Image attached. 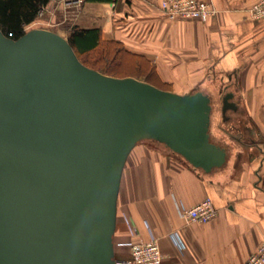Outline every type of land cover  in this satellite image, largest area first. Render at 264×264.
<instances>
[{"label": "water", "instance_id": "1", "mask_svg": "<svg viewBox=\"0 0 264 264\" xmlns=\"http://www.w3.org/2000/svg\"><path fill=\"white\" fill-rule=\"evenodd\" d=\"M222 97L223 115L236 109ZM214 103L84 64L66 36L0 29V264H117L114 233L127 157L155 140L206 172L227 149Z\"/></svg>", "mask_w": 264, "mask_h": 264}, {"label": "crops", "instance_id": "2", "mask_svg": "<svg viewBox=\"0 0 264 264\" xmlns=\"http://www.w3.org/2000/svg\"><path fill=\"white\" fill-rule=\"evenodd\" d=\"M205 1L216 8L206 21L169 18L160 0H87L69 11L50 0L44 17L25 26L63 35L75 24L99 27L105 38L151 59L157 84L177 93L202 89L220 96V119L212 117L210 129L228 151L224 166L206 172L155 140L140 141L129 153L114 233L121 258L129 242L155 235L162 264H245L264 241V18L246 11L259 0ZM228 91L238 107L223 115ZM205 197L217 215L187 222L181 209ZM175 230L182 247L171 236Z\"/></svg>", "mask_w": 264, "mask_h": 264}, {"label": "trees", "instance_id": "3", "mask_svg": "<svg viewBox=\"0 0 264 264\" xmlns=\"http://www.w3.org/2000/svg\"><path fill=\"white\" fill-rule=\"evenodd\" d=\"M50 0H0V29L4 34L17 39L26 32L25 26L38 17L39 10ZM116 1V0H96ZM79 59L86 65L105 74L114 76H135L149 81L164 89H169L165 83L157 84L156 67L152 60L143 54L128 50L125 44L118 39L105 38L99 27L85 28L77 24L72 25L66 35ZM103 59L101 64H91L82 59L81 54L96 50ZM99 57V56H98ZM97 57V58H98ZM96 58V59H97ZM154 76V80L150 77ZM164 86H168L164 87ZM130 255V250L127 252ZM115 249V257L119 258ZM121 258V257H120Z\"/></svg>", "mask_w": 264, "mask_h": 264}, {"label": "built area", "instance_id": "4", "mask_svg": "<svg viewBox=\"0 0 264 264\" xmlns=\"http://www.w3.org/2000/svg\"><path fill=\"white\" fill-rule=\"evenodd\" d=\"M64 10H74L79 8L87 0H54ZM160 8L169 18H198L206 21L216 12L212 2L205 0H160ZM246 11L249 16L254 18H264V0H259L249 6ZM45 15V6L39 10L38 17ZM181 216L187 222H208L214 218L218 210L214 206L210 197H205L191 207L181 209ZM137 230L134 228V233ZM172 238L179 245L183 242L175 230L172 232ZM130 255L125 258H117V264H162L163 253L160 247L159 239L151 235L146 241H132L128 243ZM245 264H264V241L261 242L258 249L253 252L246 260Z\"/></svg>", "mask_w": 264, "mask_h": 264}, {"label": "rangeland", "instance_id": "5", "mask_svg": "<svg viewBox=\"0 0 264 264\" xmlns=\"http://www.w3.org/2000/svg\"><path fill=\"white\" fill-rule=\"evenodd\" d=\"M29 29H31V28H27L26 29V31L27 30H29ZM64 36H66V35H64ZM99 49L97 50V52H96V50L95 51H93V52H89V53H83V54H81V57H82V59H84V60H86V61H88L89 63H91V64H94V63H99V64H101L102 62H103V59H102V57H101V55H100V53H99ZM99 56V57H98ZM98 57V58H97ZM97 58V59H96ZM151 79H155L154 78V76H151L150 77ZM156 80V79H155ZM164 87H167L168 88V86H164ZM224 91V88H222V90H221V92H223ZM213 103H214V109H213V117L215 116L217 119H220V117H219V103H220V96H216V97H213ZM143 141V140H142ZM145 141V140H144ZM120 258V257H119ZM125 258V257H124Z\"/></svg>", "mask_w": 264, "mask_h": 264}]
</instances>
